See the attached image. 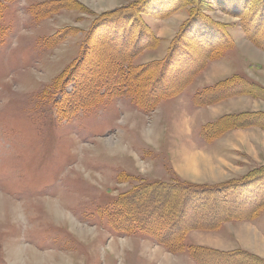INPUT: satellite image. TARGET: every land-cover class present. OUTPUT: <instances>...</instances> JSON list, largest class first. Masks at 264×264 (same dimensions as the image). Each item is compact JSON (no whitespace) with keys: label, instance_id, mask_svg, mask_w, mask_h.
I'll return each instance as SVG.
<instances>
[{"label":"rangeland","instance_id":"obj_1","mask_svg":"<svg viewBox=\"0 0 264 264\" xmlns=\"http://www.w3.org/2000/svg\"><path fill=\"white\" fill-rule=\"evenodd\" d=\"M40 1L15 0L2 19L7 34L0 43V264L204 263L188 250H168L157 237L114 228L109 214L115 199L144 183H164L170 190L189 183L182 188L189 191L264 167V127L250 123L212 141L202 134L204 125L222 115L264 113V97L235 94L204 105L195 100L198 90L233 74L264 86L261 0H253L243 15L224 11L215 0H193L221 24L232 44L220 59L205 66L200 59L199 71L185 68L183 77H190V84L154 111L116 97L71 118L60 116L46 98L54 91V78L79 55L96 15L132 0H65L63 8L38 20L29 6ZM174 1L175 9L167 15L157 2L148 3L142 17L158 46L144 50L134 63L165 56L191 8ZM66 29L75 31L45 44ZM189 146L194 150L187 153ZM190 153L205 158L199 175L181 160ZM258 175L264 179V170ZM255 186L232 192V197L243 194L234 201L242 203L241 209L231 210L224 200L215 204L217 214L232 217L226 221L221 216L217 229L195 227L201 203L185 206L191 224L184 222L190 228L186 244L225 253L219 257L211 252L206 264H254L241 263L247 255L264 259V209L252 216V202L262 195Z\"/></svg>","mask_w":264,"mask_h":264},{"label":"trees","instance_id":"obj_2","mask_svg":"<svg viewBox=\"0 0 264 264\" xmlns=\"http://www.w3.org/2000/svg\"><path fill=\"white\" fill-rule=\"evenodd\" d=\"M14 1L0 0V43L7 34L2 19L8 5ZM151 1L157 2L163 15L175 9L172 6L174 0H132L96 15L79 55L54 78L51 85L54 91L50 88L53 95L50 93L46 97L57 107L60 116L71 118L79 111L97 107L116 97L129 98L145 112H152L162 101L178 96L190 84L191 78L183 77L185 68L197 72L201 68L198 64L200 59H203L205 66L223 57L225 50L230 48L231 39L220 23L203 14L193 0H190V3H186V0H178L177 6L179 4L181 7L191 6L190 13L168 45L165 56L144 63H134L144 50L158 46L159 39L149 30L142 17V14L148 11L147 5ZM215 2L228 13L243 15L253 0H215ZM65 5V0H44L31 4L29 11L39 20L46 17L44 14L51 15ZM258 10L259 22H262L264 0L260 1ZM73 31L75 30L60 31L52 41L45 40V44L51 45L55 40H60ZM235 94L263 98L264 86L250 82L240 74H233L198 90L195 93V100L199 105L214 104ZM250 123L264 127V113L248 111L222 115L215 122L204 125L202 134L207 141H212L230 129L246 127ZM262 170L264 167L253 169L240 179L228 180L211 185L212 187L197 186L189 191H182V188L189 186V183H177L171 187V190L169 186H165L166 184L163 185L164 183H144L115 199L109 218L114 228L119 225L118 228H122L127 233L139 231L157 237L159 243L168 250L172 252L188 250L197 261H204V263L199 262L200 264H206L207 257L210 258L213 253L219 257L225 253L199 245L186 244L185 239L190 228L185 223L189 221V225L191 224L189 219H185V206L202 204L203 210L194 215L195 227L217 228L220 226L218 223L224 219L221 216L224 215L217 214L219 208L215 204L224 200L231 210H237L239 207L241 209L242 203H234V201H239L243 194L240 197H232V192L243 190L246 192L249 190L248 187L256 184L257 190L260 187L262 192L260 198L254 200L251 205L252 216L257 215L264 209V179L258 175ZM211 204L214 207H210ZM224 217L226 221L232 220L229 219L232 218L229 215ZM250 260L254 264H264L263 258L254 255L243 257L241 263Z\"/></svg>","mask_w":264,"mask_h":264},{"label":"bare ground","instance_id":"obj_3","mask_svg":"<svg viewBox=\"0 0 264 264\" xmlns=\"http://www.w3.org/2000/svg\"><path fill=\"white\" fill-rule=\"evenodd\" d=\"M69 29V28H68ZM225 99V98H224ZM213 104V103H212ZM199 153V152H198ZM194 154V153H190L188 154V156L185 157V159H181L185 161V167L187 170H190L191 173H193L194 175H199L201 172L200 169V165L199 163L201 162V160L205 159L204 157H202L201 155L203 154ZM187 155V154H186ZM180 160V161H181ZM204 163V162H203ZM207 167V163L205 164ZM203 166V165H202ZM204 168V167H203ZM202 168V169H203ZM138 197V196H137ZM149 204V203H148ZM226 222V221H224ZM218 228V227H217ZM216 228V229H217ZM132 234V233H131ZM130 234V235H131ZM189 248V247H188ZM24 249V248H23Z\"/></svg>","mask_w":264,"mask_h":264},{"label":"crops","instance_id":"obj_4","mask_svg":"<svg viewBox=\"0 0 264 264\" xmlns=\"http://www.w3.org/2000/svg\"><path fill=\"white\" fill-rule=\"evenodd\" d=\"M188 120V119H187ZM194 150V146H189V148H188V150H187V153H189V152H192ZM186 152V151H185ZM203 154H205L204 152H203ZM206 157H207V159H210V157L209 156H207V155H205Z\"/></svg>","mask_w":264,"mask_h":264}]
</instances>
